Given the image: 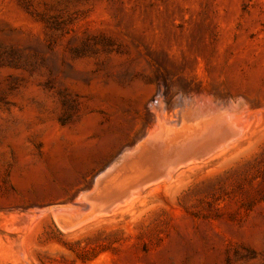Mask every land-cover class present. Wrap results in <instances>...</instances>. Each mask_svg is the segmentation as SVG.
<instances>
[{
  "label": "rangeland",
  "instance_id": "374dc122",
  "mask_svg": "<svg viewBox=\"0 0 264 264\" xmlns=\"http://www.w3.org/2000/svg\"><path fill=\"white\" fill-rule=\"evenodd\" d=\"M0 264H264V0H0Z\"/></svg>",
  "mask_w": 264,
  "mask_h": 264
},
{
  "label": "bare ground",
  "instance_id": "6f19581e",
  "mask_svg": "<svg viewBox=\"0 0 264 264\" xmlns=\"http://www.w3.org/2000/svg\"><path fill=\"white\" fill-rule=\"evenodd\" d=\"M16 39L21 40L22 38H21L19 35H16ZM128 92H129V94H133V93H135V92H136V91H135V87H130V88L128 89ZM155 94H156V93H155ZM203 105H204V104H203ZM205 106H206V105H205ZM205 106H204V107H205ZM214 107H215V106H214ZM164 108H165V106H164ZM198 108H199V107H198ZM193 110H194V109H193ZM165 111H166V110L164 109V117H162V118H163L162 120H165V119H166V121H167V120H168V121H169V120H172V119H169L168 117H166L167 113H166ZM204 111H205V110H204ZM196 112H197V111H196ZM196 112H195L194 114H197ZM208 112H209V110H208ZM217 112H218V111H217ZM159 113H160V112H159ZM159 113H158V114H159ZM199 113H200V112H199ZM199 113H198V115H199ZM210 113H211V112H210ZM158 114H157V116H158ZM161 114H162V113H161ZM174 114H175V113H174ZM174 114H173V115H174ZM194 114H193V115H194ZM204 114L206 115V113H204ZM204 114H202V116H203ZM162 115H163V114H162ZM182 115H184V114H182ZM216 115H217V114H216ZM175 116H176V114H175ZM177 116H178V115H177ZM195 116H197V115H195ZM195 116H194V117H195ZM202 116H201V117H202ZM158 117H160V116H158ZM220 117L223 118V119L226 118V116H225V118H224L223 116H220ZM175 118L178 119L177 117H175ZM192 118H193V116H192ZM192 118H191V119H192ZM221 118H218V119H219L218 121H220V120L223 121V119H221ZM179 120H180V119H179ZM216 120H217V119H216ZM226 120H228V118H227ZM226 120H225V121H226ZM234 120H235V118H234ZM210 121H211V120H210ZM221 121H220V122H221ZM238 121H239V120H237V122H238ZM161 122H162V121H161ZM227 122L229 123L230 121H227ZM239 122H240V121H239ZM155 123H156V122H155ZM166 123H167V122H166ZM175 123H176V122H174V123L172 122V124H175ZM204 123H205L206 126H208V120H206V122H204ZM210 123H211V122H210ZM217 123H218V122H217ZM228 123H227V124H228ZM160 124H162V123H160ZM167 124H169V122H168ZM167 124H166V125H167ZM218 124H219V123H218ZM233 124H234V123H233ZM233 124L230 122L228 125L231 126V125H233ZM237 124H238V123H237ZM240 124H241V122H240ZM175 125H176V124H175ZM216 126H217V125H215V127H216ZM221 126H223V125H221ZM221 126H220V127H221ZM234 126H236V124H234ZM242 126H243V123H242ZM186 127H189V126H186ZM191 127H192V126H191ZM164 128H165V127H164ZM164 128H162V130H163ZM178 128H179V127H178ZM202 128H203V126H202ZM211 128H213V127H211ZM236 128H237V127H236ZM242 128H243V127H242ZM185 129H187V128H185ZM229 129H230V128H229ZM229 129H228V130H229ZM231 129H232V128H231ZM182 130H183V129H182ZM201 130H202V129H201ZM209 130H211V129H209ZM228 130H225L224 127L221 128V129H218V127H217V130L215 129V132H214V135H215V136H214V137H216L217 140H218V141L216 140V141H217L216 143L221 142V141H224L223 138H227L228 136H230V135L233 134L231 131H228ZM206 131H207V130H206ZM216 131H218V132H216ZM160 132H161V131H160ZM188 132H189V131H188ZM190 132H191V131H190ZM233 132H234V130H233ZM238 132H240V131H238ZM163 133H164V132H163ZM197 133H199V132H197ZM204 133H205V132H204ZM206 133H207V132H206ZM222 133L225 134V135H224L225 137L222 136V135H223ZM231 133H232V134H231ZM166 134H167V133H166ZM195 134H196V133H195ZM160 135H162V134H160ZM160 135H159V136H160ZM163 135H164V134H163ZM168 135H169V134H168ZM236 135H238V134H236ZM236 135L234 134L233 136H236ZM208 136H209V134H208ZM210 136H211V135H210ZM233 136H232V138H233ZM164 137H165V135H164ZM164 137H163V140H164L166 137H169V136H166L165 138H164ZM170 137H171V136H170ZM214 137L212 136V138H214ZM216 138H215V139H216ZM228 138H229V137H228ZM215 139H214V141H213L214 143H212V144H215ZM229 139H230V138H229ZM229 139H228V140H229ZM160 140L162 141V139H159V141H160ZM189 140H190V139H189ZM228 140H227V141H228ZM157 141H158V139H157ZM157 141H156V142H157ZM164 141H165V140H164ZM164 141H162L164 144H166V143L168 144V139H167V142H166V143H165ZM207 141H208V140H207ZM209 141H210V140H209ZM209 141H208V143H209ZM154 142H155V141H154ZM163 143H162V144H163ZM228 143H230V141H228ZM154 144H155V143H154ZM154 144H153V145H154ZM225 144H227V143H225ZM156 145H157V144H155V147H154V148L159 147V146L156 147ZM201 146H203V145H201ZM208 146H209V147H206V148L202 147V148H204V150H205V149L210 148L212 145L208 144ZM144 147L146 148V145H145ZM150 147H151V146H150ZM150 147H147V148H150ZM184 147H185V146H184ZM145 148H144V150H143L144 154H141L139 157L136 158L137 160H136V162H134L135 164L129 162V163H127V164L125 165V166H126L125 168H127V173H129V174H131V173H132V174H138V173H141V172L143 171L142 168L145 167V164H147L148 160H151L150 157H152V156H150V154H148V151H146ZM150 149L153 150L152 148H150ZM150 149H149V151H151ZM186 152H187V151H186ZM186 152L184 151V153H186ZM198 153L201 154V151H198ZM189 154H190V152H188V153H186V154H183V156H187V157L189 158V157H190ZM175 155H176V154H175ZM180 155H182V154H180ZM149 156H150V157H149ZM194 156H195V155H194ZM153 157H154V156H153ZM180 157H181V156H180ZM181 158H185V157H181ZM179 159H180V158H179ZM189 159H190V158H189ZM176 160H177V159H176ZM190 160H191V159H190ZM178 161H179V160H178ZM118 162H119V161H118ZM158 162H159V161H158ZM193 162H194V161H193ZM160 163H161V162H160ZM188 163H189V162H188ZM154 164H155V163H154ZM158 164H159V163H158ZM176 166H177V165H176ZM182 166H183V165H182ZM163 167H164V166H163ZM164 168H165V167H164ZM174 168H175V167H174ZM161 169H162V168H161ZM172 169H173V168H172ZM156 170H157V169H156ZM166 170H167V169H166ZM168 170H169V169H168ZM175 170H176V169H175ZM111 171H112V170H111ZM111 171H110V172H111ZM159 171H160V170H159ZM159 171H158V172H159ZM147 172H149V171H147ZM147 172H146V174H147ZM158 172H157V173H158ZM159 173H160V172H159ZM174 173H175V172H174ZM109 174H111V173H109ZM170 175H171V174H170ZM172 175H173V174H172ZM101 176H102V175H101ZM163 176H164V175H163ZM100 179H101V178H100ZM100 179H99V180H100ZM96 180H97V179H96ZM99 184H100V183H99ZM138 187H139V186H138ZM102 188H103V187H102ZM145 188H146V187H145ZM92 192H93V191H92ZM134 192H135V191H134ZM92 198H93V197H92ZM84 199H86V198L84 197ZM90 200H91V199H90ZM63 212H64V211H63ZM76 214H77V213H76ZM73 219H74V218H73ZM58 220H59V219H58Z\"/></svg>",
  "mask_w": 264,
  "mask_h": 264
}]
</instances>
